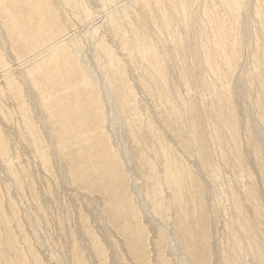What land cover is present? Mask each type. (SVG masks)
<instances>
[{
  "label": "bare ground",
  "instance_id": "obj_1",
  "mask_svg": "<svg viewBox=\"0 0 264 264\" xmlns=\"http://www.w3.org/2000/svg\"><path fill=\"white\" fill-rule=\"evenodd\" d=\"M0 264H264V0H0Z\"/></svg>",
  "mask_w": 264,
  "mask_h": 264
}]
</instances>
